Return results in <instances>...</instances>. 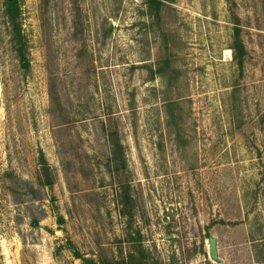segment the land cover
I'll use <instances>...</instances> for the list:
<instances>
[{
	"label": "rangeland",
	"instance_id": "374dc122",
	"mask_svg": "<svg viewBox=\"0 0 264 264\" xmlns=\"http://www.w3.org/2000/svg\"><path fill=\"white\" fill-rule=\"evenodd\" d=\"M157 2L0 0V264H264V0Z\"/></svg>",
	"mask_w": 264,
	"mask_h": 264
},
{
	"label": "trees",
	"instance_id": "16d2710c",
	"mask_svg": "<svg viewBox=\"0 0 264 264\" xmlns=\"http://www.w3.org/2000/svg\"><path fill=\"white\" fill-rule=\"evenodd\" d=\"M150 3L155 4V5H157V7H159V3L157 2V0H150ZM234 39L235 40H234L233 45L231 47V49L234 52L233 58H234V60H236V62L239 64L240 67H243L244 56L246 54V50H245L244 43H243L242 38H241V31L238 28L235 29ZM18 54L20 57L21 64L25 68L29 67V62L27 60V57H26V54H25L23 47L18 49Z\"/></svg>",
	"mask_w": 264,
	"mask_h": 264
},
{
	"label": "water",
	"instance_id": "95a60500",
	"mask_svg": "<svg viewBox=\"0 0 264 264\" xmlns=\"http://www.w3.org/2000/svg\"><path fill=\"white\" fill-rule=\"evenodd\" d=\"M210 256L212 259H218V243L216 238H210Z\"/></svg>",
	"mask_w": 264,
	"mask_h": 264
}]
</instances>
